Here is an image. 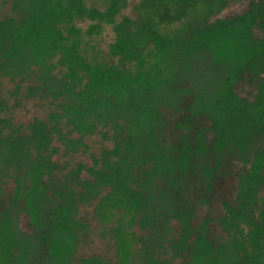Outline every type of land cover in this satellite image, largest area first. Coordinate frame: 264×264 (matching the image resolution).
I'll list each match as a JSON object with an SVG mask.
<instances>
[{
	"label": "trees",
	"instance_id": "trees-1",
	"mask_svg": "<svg viewBox=\"0 0 264 264\" xmlns=\"http://www.w3.org/2000/svg\"><path fill=\"white\" fill-rule=\"evenodd\" d=\"M229 1L138 0L115 20L122 0H11L0 78L54 108L21 129L0 96V264H264V0L220 16ZM79 19L112 25L115 62L80 51ZM97 126L110 147L61 174L52 138ZM86 205L111 260L77 254Z\"/></svg>",
	"mask_w": 264,
	"mask_h": 264
},
{
	"label": "rangeland",
	"instance_id": "rangeland-1",
	"mask_svg": "<svg viewBox=\"0 0 264 264\" xmlns=\"http://www.w3.org/2000/svg\"><path fill=\"white\" fill-rule=\"evenodd\" d=\"M138 0H122L119 15L115 20L121 19L123 16H132L133 7ZM85 4L88 6H96L100 9L104 8L106 0H84ZM11 0H0V17L6 15L10 9ZM246 7V0H237L229 1L227 6L222 9L220 16L232 15L241 12ZM75 28L78 29L76 37L79 43V49L85 55H94L97 60H107L115 62L116 58L108 54V45L113 41L114 34L112 30V25L101 23L96 32L87 34L86 30L89 25L93 22L86 19L73 20L72 23ZM69 24L64 25L63 29L65 30ZM55 71V70H53ZM17 83L16 80L9 81L6 78H0V96L5 98L7 104L10 106V115L12 122L19 124L21 129H24L26 124L36 117L39 119H46L47 113L54 108V101L47 96L39 97L38 94L32 95L29 94L26 90L27 84H31L32 81L24 80L19 82V89L14 90V86ZM244 87V88H242ZM242 89H239V93L245 95L251 94L252 88L249 85H243ZM62 131H65V128L61 127ZM105 131L103 127L97 126L93 133L86 134L81 136L82 145L78 147H69L64 144L59 138L53 137L51 145L55 147V153L51 156V159L56 162L59 167H62L61 174L68 172L72 168L82 165L88 167L92 164V156L96 157L99 151L103 148L110 147V142L101 137V132ZM70 136L75 137L76 135L72 133ZM74 148V149H73ZM86 171L82 168V171L78 174V177H86ZM56 177H60L56 176ZM230 183V181H228ZM229 183H226L222 186L226 196L230 197L231 187ZM5 189H10L11 184L8 181L4 185ZM216 211L210 213L211 215L220 213V206L216 205ZM200 212V210H199ZM208 212L207 209H202L200 215H206ZM79 215L86 218L90 222L89 230L85 241L78 247L77 254L81 256H90V255H99L104 259L111 260L113 258L114 247L112 242L104 237L99 235L100 224L91 220V206L86 205L82 206L79 211ZM26 223L24 219L21 218L20 226L25 229ZM211 230L213 236H224L220 227L217 225H211ZM166 260V257H164ZM169 264H184L179 259H173Z\"/></svg>",
	"mask_w": 264,
	"mask_h": 264
}]
</instances>
